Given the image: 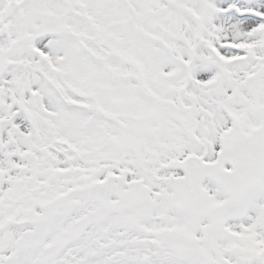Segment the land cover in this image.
Returning a JSON list of instances; mask_svg holds the SVG:
<instances>
[{
	"label": "snow or ice",
	"instance_id": "snow-or-ice-1",
	"mask_svg": "<svg viewBox=\"0 0 264 264\" xmlns=\"http://www.w3.org/2000/svg\"><path fill=\"white\" fill-rule=\"evenodd\" d=\"M0 264H264V0H0Z\"/></svg>",
	"mask_w": 264,
	"mask_h": 264
}]
</instances>
